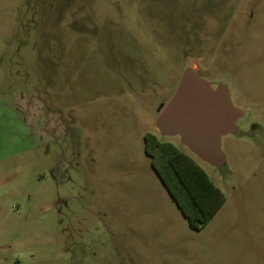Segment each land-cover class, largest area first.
Instances as JSON below:
<instances>
[{
    "label": "rangeland",
    "instance_id": "obj_1",
    "mask_svg": "<svg viewBox=\"0 0 264 264\" xmlns=\"http://www.w3.org/2000/svg\"><path fill=\"white\" fill-rule=\"evenodd\" d=\"M189 67L242 112L221 165L156 126ZM146 133L226 195L204 229L152 169ZM4 156L0 264H264V0H0Z\"/></svg>",
    "mask_w": 264,
    "mask_h": 264
},
{
    "label": "water",
    "instance_id": "obj_2",
    "mask_svg": "<svg viewBox=\"0 0 264 264\" xmlns=\"http://www.w3.org/2000/svg\"><path fill=\"white\" fill-rule=\"evenodd\" d=\"M241 115L228 89L213 88L198 69L189 67L156 126L162 136H179L192 154L214 166L225 161L222 138L236 131Z\"/></svg>",
    "mask_w": 264,
    "mask_h": 264
},
{
    "label": "trees",
    "instance_id": "obj_3",
    "mask_svg": "<svg viewBox=\"0 0 264 264\" xmlns=\"http://www.w3.org/2000/svg\"><path fill=\"white\" fill-rule=\"evenodd\" d=\"M144 144L152 169L190 227L204 229L226 203L224 192L191 153L152 133L144 135Z\"/></svg>",
    "mask_w": 264,
    "mask_h": 264
},
{
    "label": "crops",
    "instance_id": "obj_4",
    "mask_svg": "<svg viewBox=\"0 0 264 264\" xmlns=\"http://www.w3.org/2000/svg\"><path fill=\"white\" fill-rule=\"evenodd\" d=\"M46 111H45V114L47 113V117L50 119V117L51 116H53L52 114H51V109L50 110H48V109H45ZM50 116V117H49ZM55 120V119H54ZM51 122H52V124H53V120L51 121V120H49V122H48V124H49V126L50 125H52L51 124ZM53 126V125H52ZM44 132H46V131H44ZM47 133V136L46 135H44L43 137H44V141H42V142H40V145L39 146H41L42 144H50V143H52V142H54L56 139H57V136L55 135V133H53V130L51 131H48V132H46ZM7 159V156L5 157H0V161H3V160H6Z\"/></svg>",
    "mask_w": 264,
    "mask_h": 264
}]
</instances>
